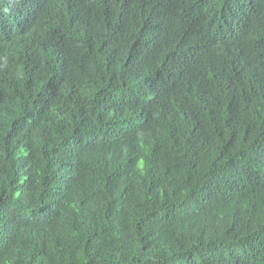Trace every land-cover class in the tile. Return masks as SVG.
Instances as JSON below:
<instances>
[{"label": "trees", "instance_id": "1", "mask_svg": "<svg viewBox=\"0 0 264 264\" xmlns=\"http://www.w3.org/2000/svg\"><path fill=\"white\" fill-rule=\"evenodd\" d=\"M0 264H264V0H0Z\"/></svg>", "mask_w": 264, "mask_h": 264}]
</instances>
